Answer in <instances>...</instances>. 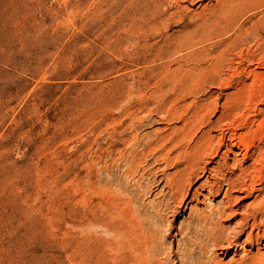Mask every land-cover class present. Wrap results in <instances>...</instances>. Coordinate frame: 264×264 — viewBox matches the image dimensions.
Instances as JSON below:
<instances>
[{
	"label": "rangeland",
	"instance_id": "obj_1",
	"mask_svg": "<svg viewBox=\"0 0 264 264\" xmlns=\"http://www.w3.org/2000/svg\"><path fill=\"white\" fill-rule=\"evenodd\" d=\"M260 86L264 109V0H0V264L251 257L256 242L207 255L195 243L201 216L257 195L212 189L220 154L235 174L253 160L223 147L184 204L169 185L195 141L169 166L171 144L157 147L183 133L180 115L218 104L204 127L216 144L241 111L221 119L224 107Z\"/></svg>",
	"mask_w": 264,
	"mask_h": 264
},
{
	"label": "bare ground",
	"instance_id": "obj_2",
	"mask_svg": "<svg viewBox=\"0 0 264 264\" xmlns=\"http://www.w3.org/2000/svg\"><path fill=\"white\" fill-rule=\"evenodd\" d=\"M262 88L263 86L253 88L246 99H239L245 104L244 108H241V102L224 107L221 119L230 116L234 109H241V111L234 116L232 121L219 126L220 136L216 144H214L215 137L211 127L206 130L204 127L216 123L208 116L219 107L218 104L214 108L202 107L189 117L180 115L184 121L183 133L178 131L173 138L168 140L163 138L158 145L159 148L157 147L158 150H164L167 144H171L169 151L162 155L163 162L169 166L172 161L170 154L179 150L181 143L195 141V147L191 153L185 152L184 157L180 153L177 157L180 159L178 162L185 166L181 170H177V177L169 185L171 198L176 202L181 199V203L184 204L187 198V185L191 184V180L200 173L209 170L208 164L219 156L223 147L226 146L229 152H233V148H238L240 151L238 154L243 155L244 161L253 160L252 164L240 167L239 173L235 174V171H231L229 168L230 154L227 152L220 154L221 162L218 167L222 172V177L213 183L212 189L216 193L226 189V196H230L236 191L247 192L248 195H257L243 213L234 210L229 205L213 209L210 213L201 216L205 240L195 243L202 255L211 252V254H216L218 250L222 249L229 251L235 246L244 247L247 244H258L256 253L251 257H243L236 264H262L264 261V119H259V116H264V109L259 108L260 99L252 104L254 98L259 96ZM199 132H201L200 136H198ZM205 157L208 158V161L201 167ZM146 187H148V183ZM229 209L231 213H227ZM226 214L232 219L239 215L241 217L230 227L226 226L221 219ZM244 235L246 238L243 239Z\"/></svg>",
	"mask_w": 264,
	"mask_h": 264
}]
</instances>
